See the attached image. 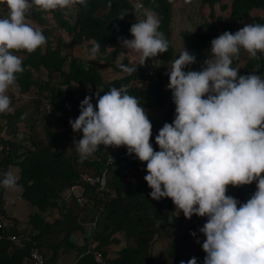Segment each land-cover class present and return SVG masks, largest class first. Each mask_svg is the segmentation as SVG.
Segmentation results:
<instances>
[{"label":"clouds","instance_id":"obj_1","mask_svg":"<svg viewBox=\"0 0 264 264\" xmlns=\"http://www.w3.org/2000/svg\"><path fill=\"white\" fill-rule=\"evenodd\" d=\"M2 2L7 7L0 9V113H11L15 109L6 93L15 85L16 74L24 71L21 58L13 52L31 53L46 44L41 29L27 21V12L33 16V9L42 14V11L70 8L76 3L86 6V0ZM145 11L146 18L130 28L134 38L120 41L128 49L127 55H138L142 66L169 48L168 40L158 31V17L152 11ZM125 15L122 12L119 19ZM241 49L252 58H257L258 52L264 53V24H246L235 33L226 31L213 39L208 58L199 71L185 72V68L197 63L196 56L185 47L171 62L167 89L172 92L176 106L175 118L159 130L156 137L159 151L150 142L153 125L145 108L127 93L129 87H125L131 82L106 93L102 91L101 95L97 92L95 106L92 97L86 96L80 103L78 118L69 121L74 132L83 133L82 139L73 141L81 162L101 145L126 147L129 155L134 154L146 163L144 179L152 189L149 195L153 200L170 198L178 214L182 211L189 220L193 215L208 218L199 229L206 237L202 243L206 253L204 264H264V77L256 72L239 75V69L232 65ZM99 50V43H95L89 59L94 60ZM120 68L126 74L137 71L130 65L121 64ZM145 70H152L158 76L154 69ZM46 98V103H50L48 95ZM46 109L53 113L52 106L46 105ZM254 181L257 191L245 203L240 204L226 194L229 186L250 185ZM78 185L73 186L74 191L69 190L73 187L64 191L66 201L77 195H81L80 203L85 201L83 187ZM0 187L20 190L22 185L8 171L0 178ZM68 191L70 197H66ZM85 225L92 228L96 224ZM17 229L35 236L28 221L24 225L18 221ZM15 246L30 248L28 243ZM187 264H197V259L192 257Z\"/></svg>","mask_w":264,"mask_h":264},{"label":"trees","instance_id":"obj_2","mask_svg":"<svg viewBox=\"0 0 264 264\" xmlns=\"http://www.w3.org/2000/svg\"><path fill=\"white\" fill-rule=\"evenodd\" d=\"M133 1L86 0V6L75 4L77 12L74 15L64 14L61 10L51 11V14L58 28L65 30L71 36L72 46L94 42L99 43L101 49H105L119 36L126 35L133 39L130 33L131 26L146 18L145 9L152 11L160 21L158 31L162 32L169 42L168 52L163 53L164 61L169 62L175 56L171 42L175 1L140 0L145 8L143 10H138ZM202 1L213 6L219 0ZM2 7L7 6L0 0V9ZM255 10H264V0H233L232 12L226 20L221 17L215 20L212 11L210 20L199 27L198 31L183 33L188 51L194 54L199 62L211 41L224 32L235 33L237 27L245 21H249L248 24H264V15H254ZM122 12H126L127 15L121 20L119 18ZM32 15L39 22L45 20L38 9H33ZM41 31L46 37L45 45L31 53L26 50L13 52L14 55H26L21 59L24 71L16 74V84L21 95H26L33 86H37L40 95L45 93L48 95L52 107L56 106V98L60 99L58 110L66 116L80 114V103L76 98L77 86L90 85L94 88L103 86V93H106L113 87L118 89L130 82H140L149 78L145 69H137L136 72L123 78L104 81L96 67H86L76 57L70 59L61 40H57L54 47L51 30ZM242 50L247 53L246 50ZM67 62H69L68 70L65 71ZM122 64L126 65V63ZM41 68L49 71L51 79L43 82L34 78V72ZM117 70L122 71L120 65ZM252 70L264 77V53L258 52L257 58L249 55L246 65L239 69V72L247 73ZM54 74L60 76L56 85L52 81ZM165 79L166 75L158 73L156 78H151L146 88L143 89L139 85L129 87L127 93L137 98L142 106H148V99L153 97L157 106L164 110L166 121L170 122L175 118L176 106L172 94H165ZM32 102L38 104V100ZM0 114L7 120V127L15 132L18 123L27 116V108L21 107L14 112ZM53 121L61 124L64 129L54 130L52 121H49L45 127V135L48 138L46 144L39 139L38 134L33 135L32 145L28 148L16 145L11 140H2L3 158L0 161V178L8 172L9 167L16 166L19 169L17 183L22 185L21 197L35 208L29 216L28 226L39 242L46 264H61L60 261L72 250L77 253L74 264H103L95 260V252L103 254L104 264H157L158 257L152 253L154 245L168 232L170 234L171 228L174 225L178 226L183 221L184 215L179 219V223H172L173 201L170 198L153 200L149 195L152 189L144 178L132 181L121 173L118 166L108 165L106 155L94 159L87 157L81 162L73 143L77 137L71 136L66 119L58 115ZM156 137L157 135L152 131L150 142L154 150L159 151ZM85 172L92 175L105 172V187L99 191L97 185L84 183L82 197L85 201L80 203L75 196L66 201L63 198L64 191L80 184L81 175ZM6 190L0 187V216H9L5 207ZM256 191L257 184L254 181L250 185L229 186L226 194L242 204L247 202ZM53 208L59 209L60 217L47 220L44 215ZM10 218L13 225L4 228V237L0 239V264H26L30 253L29 246L17 248L7 239V235L18 233V220ZM192 218L195 222L185 225L170 242L169 258L172 261L164 264H173V261L181 264L183 261L181 241L191 246L202 245L205 236L199 229L204 226L208 218L199 219L196 215ZM92 223L96 224L92 227V240L88 239L83 244L72 240L71 236L76 230L84 231L85 224ZM193 232L196 233L195 237L191 234ZM116 233L125 234L127 245L121 249L118 257L110 259L107 258L104 248L113 242H119L115 237ZM197 240L200 243H197ZM205 256L206 253L197 257V264H204Z\"/></svg>","mask_w":264,"mask_h":264},{"label":"crops","instance_id":"obj_3","mask_svg":"<svg viewBox=\"0 0 264 264\" xmlns=\"http://www.w3.org/2000/svg\"><path fill=\"white\" fill-rule=\"evenodd\" d=\"M174 11H173V16H178L181 20V25L178 27L180 28V34L175 32V34H178L179 36L182 37L183 41V33L184 32H196L198 31L199 27L203 26L207 21L210 20V14L213 11L214 12V18L215 20L218 17L224 18L225 20L229 18L231 12H232V4L233 0H219L217 1L213 6H210L209 4L203 3L202 0H174ZM57 10H61L64 14L70 15L69 13L73 10H77L76 5H73L70 8L65 9H60L58 8ZM77 11H75L76 13ZM27 15L29 16L27 21L34 27H39L41 30H51L52 31V37L54 38L53 40V46L55 47L57 44V40H61L62 43L65 45V50L66 53L70 56V59L72 57H76L80 59L86 67L89 66H94L99 71L101 72L103 76L104 81H112L116 79L123 78L127 76L128 74L123 73L122 71H118L117 67L121 65L122 63H126V65L130 66H135L137 69H154L157 73L166 75V79L164 80V91L165 94L171 95L172 92L167 89V85L169 83V77L167 75L168 73V68L171 67V62L177 58L180 54L176 55V50L174 48L175 45H173V40L175 34L173 35V28H172V37H171V42L174 48L175 56L172 60L169 62L164 61L163 59V53L160 54L158 57L149 59L146 61L145 65L142 66L139 62V57L137 54H132V55H127L128 54V49L123 48L121 46V39H129L131 40L132 38L122 35L117 38V40L107 46L105 49L99 50V52L96 54V58L94 60H90L89 56L91 53V49L93 45L95 44L94 42H89L85 43L84 45L80 46H72L71 45V36L65 31L61 30L58 28L55 19L52 17V14L50 11L45 12L42 11V17H44L43 22H39L37 19H35L33 16L30 15V12H27ZM254 15H264V10H255ZM249 21L243 22L237 29L235 30L238 31L241 28H243L246 24H248ZM205 28H203V31ZM188 50V48H186ZM211 51V44L206 48L205 54L203 57H201V60L192 66H189L185 68V72L187 71H199L203 67L204 61L208 58V54ZM122 54V55H121ZM124 54V55H123ZM21 59H24L25 56L24 54H19L17 55ZM247 56V54H246ZM245 55H242L240 59H237V64L235 65L234 60H233V67L237 69H241L246 65V62L249 59V55L246 57ZM68 63L65 65V71L68 70ZM251 73H255V71H250L247 73H241L239 72V75H249ZM34 78L39 81H46L51 79V76H49V71L46 68H41L39 71L34 72ZM60 76L58 74H54L52 76V81L53 84H57V80L59 81ZM140 87L143 89L146 88V85H143L142 83L139 84ZM103 91V86H97L96 88L87 85V86H77L76 87V98L81 103L86 96H91L92 99L96 98V93L99 92L101 93ZM10 99H11V106L16 110L21 107H26L27 108V116L18 123V128L15 132L11 131L7 127V120L2 117L0 114V161L3 158V153H2V140H11L14 142L16 145L23 146L25 148H28L31 146V140L33 138L34 134L39 135V139L44 141L46 144L48 141L47 136L45 135V127L49 121H52V126L54 130H63L64 127L61 124H57L53 119L56 116L64 117L67 121V127L71 131V136L77 137L76 140H80L83 137V133L79 132L76 133L73 131L69 121L70 120H75L78 118V116H66L63 113H60L58 110V106L60 104V99L56 98L55 100V105L53 108V113H48L49 110L46 109V105L51 106L50 103L45 102V94L40 95L39 89L37 86H33L32 89L26 94V95H21L19 92V88L17 84L15 83L14 86H11L6 93ZM32 100H38V104L35 102H32ZM148 106H142L146 110V113L153 125L152 131L158 136L159 130L164 126L165 123L171 124L174 119H171L170 122H167L165 119V113L162 108L157 106L155 103V100L153 97H150L148 99ZM8 113V112H5ZM54 114V117H51ZM125 148V147H124ZM124 148L123 152L120 156L121 159L128 161L131 163L132 167V181H138L139 179H143L147 175L146 171V163L139 161V159L134 155H130L128 157L125 156L124 154ZM109 152V147H105L103 145L99 146L96 151L89 156V158H97L100 155H107ZM10 168L8 171H10ZM19 175V174H18ZM18 178V177H17ZM22 190L20 189V196L21 197ZM239 205V204H238ZM35 211V208L32 206V213ZM183 212L180 211L178 214L177 208L174 205L173 206V216L171 219L172 223H179L178 220L183 216ZM45 218L47 220H52L60 217V212L58 208H53L49 210L45 215ZM199 217V216H198ZM201 217H199L200 219ZM203 220V219H202ZM195 220L191 218L190 220L185 218L183 221L178 225V226H173L171 228V232L169 234H166L164 237H161L160 240L157 242L159 243L158 246H156V250L153 247L152 253L158 257V262L157 264H164L166 262L172 261L169 258V249H170V243H169V238H175V236L183 229V227L187 224L194 223ZM87 231H86V229ZM84 231H80L78 234L80 235L81 233H87L92 235V228L89 226H85ZM78 231V230H76ZM77 234V235H78ZM72 235H76L75 233ZM115 237L119 241L113 242L104 249L107 252V258L114 259L117 257V254L127 245V239L125 237V234L123 233H116ZM172 239V240H173ZM86 237V241H87ZM92 240V239H91ZM171 240V241H172ZM206 240V237L203 239L202 242ZM85 241V242H86ZM170 241V242H171ZM77 242V241H76ZM78 243V242H77ZM83 244V243H82ZM181 257L182 260L187 264L188 260L191 259L192 257H200L205 254L203 251L202 245L200 246H191L187 244L186 242L181 241ZM155 246V245H154ZM160 246V247H159ZM174 264V261H173Z\"/></svg>","mask_w":264,"mask_h":264},{"label":"built area","instance_id":"obj_4","mask_svg":"<svg viewBox=\"0 0 264 264\" xmlns=\"http://www.w3.org/2000/svg\"><path fill=\"white\" fill-rule=\"evenodd\" d=\"M135 5L139 9H145L143 3L140 0L136 1ZM7 13H8V9L6 10V15ZM148 76H149L148 79L140 81V82H143L145 85H148L151 82V78H156V73L152 70H149ZM138 84H139L138 81H134V83L131 82L125 88H128L131 85L137 86ZM45 102H48L47 98L45 99ZM92 103L94 106L97 104L96 98L92 99ZM122 152H123V147H119V148L109 147V152L107 154L106 162L108 165L118 166L121 170V173L127 176L128 178H130L132 176V170H131V166L129 162L119 158ZM84 183L90 184V185H97V189L100 191L106 185L105 173L101 175H92L88 173L82 174L80 184L78 186L83 187ZM74 188L75 187L69 190L74 191ZM70 191H68V194L66 197H70ZM77 200L82 201L81 195H77ZM12 225L13 224L11 220L7 216H3V215L0 216V239L4 237V233H3L4 228L7 226H12ZM7 239L12 241L18 247H23L27 243L30 245V255L28 257L26 264H46V258L39 247V242L35 240L33 237H31L29 232L19 231L18 234H13V235L9 234L7 235ZM94 256H95V260L98 263L104 262V258L101 252H95Z\"/></svg>","mask_w":264,"mask_h":264},{"label":"rangeland","instance_id":"obj_5","mask_svg":"<svg viewBox=\"0 0 264 264\" xmlns=\"http://www.w3.org/2000/svg\"><path fill=\"white\" fill-rule=\"evenodd\" d=\"M75 11L72 10L69 13L70 16L71 15H74L75 14ZM181 24L182 23H181L180 18L178 16H175L174 15L173 18H172L173 35L175 34V32H177V33L180 34V28H178V27ZM52 39L54 40L53 37H52ZM172 40H173V45H175L174 48H175L176 53H177L176 55L181 54L184 51V47L185 48H188L187 43L184 42L183 39H182V37L179 36L178 34H175V36H174V38H172ZM246 54L247 53L244 52L241 49L238 58H234L233 59L235 65L238 63L237 62V59H240L242 55H245L246 56ZM24 56L26 57L25 54H24ZM247 56H248V54H247ZM51 117H54V115H52ZM124 154H125L126 157L130 156L128 154V150H127L126 147L124 148ZM10 171L16 177H18V174H19L18 167L13 166V167L10 168ZM77 191H80V189H77ZM19 193H20V190L7 189L6 190V193H5V203H6V209H7L8 215L16 217L17 220L19 221V223H22L24 225L28 221L29 216L32 213V206L29 203H27L25 200H23L22 197H20V200H17L19 198L18 196H20ZM12 201H15V203H13ZM86 231H87V229H86ZM79 232H80V230L74 232L76 235H72L71 236L72 237V240L77 241L79 244L85 243L86 237H87V239L90 240V235L89 234H87V233H81L79 235L78 234ZM172 239L169 238V243H170V241ZM158 245H159V243H156L155 244V246H154L155 250H156V246H158ZM118 256H119V254H117V257ZM76 257H77L76 251L75 250H72L71 253L69 255H67V257H64L60 262H61V264H74L75 261H76ZM174 264H178V263L176 261H174Z\"/></svg>","mask_w":264,"mask_h":264}]
</instances>
